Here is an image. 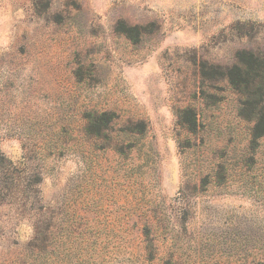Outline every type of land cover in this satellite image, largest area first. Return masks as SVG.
Wrapping results in <instances>:
<instances>
[{
  "label": "rangeland",
  "instance_id": "374dc122",
  "mask_svg": "<svg viewBox=\"0 0 264 264\" xmlns=\"http://www.w3.org/2000/svg\"><path fill=\"white\" fill-rule=\"evenodd\" d=\"M248 53L264 0H0V264L51 222L89 238L67 264H264Z\"/></svg>",
  "mask_w": 264,
  "mask_h": 264
},
{
  "label": "trees",
  "instance_id": "16d2710c",
  "mask_svg": "<svg viewBox=\"0 0 264 264\" xmlns=\"http://www.w3.org/2000/svg\"><path fill=\"white\" fill-rule=\"evenodd\" d=\"M248 57L244 61L232 66L227 73V78L229 79L231 85L238 86L241 90L247 91L256 86V70L262 66L264 69V60L255 58L253 54H246ZM257 111H253L252 120L254 126L252 128V136L254 139L264 138V94H259L258 102L256 103ZM52 219V218H51ZM35 237L31 243V252H35L38 245H41L38 254L34 261L44 260L45 264H67L68 255L67 253H80L83 248V244L88 243L89 238L84 237V233L81 229L76 232V229H72V225H62L58 228L52 222L45 227L35 225ZM100 234L94 236V238H99ZM52 243L60 244L61 251L65 254L62 256V260L52 261L49 253L46 252L47 248L52 245ZM152 243L151 241L148 244ZM43 253V255H42ZM71 259V257H70ZM41 261V260H40ZM38 264V263H36Z\"/></svg>",
  "mask_w": 264,
  "mask_h": 264
}]
</instances>
